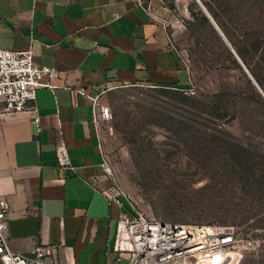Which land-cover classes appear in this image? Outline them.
<instances>
[{"label": "crops", "instance_id": "obj_1", "mask_svg": "<svg viewBox=\"0 0 264 264\" xmlns=\"http://www.w3.org/2000/svg\"><path fill=\"white\" fill-rule=\"evenodd\" d=\"M206 4L0 0V45L31 47L37 63L59 68L57 77L47 78L55 86L37 91L39 123L28 111L0 113V192L10 202L8 234L15 251L59 243L63 264L128 263L129 252L116 244L120 216L130 201L123 194L122 203L113 201L118 190L100 168L102 131L92 119L90 94L109 83L186 88L191 68L169 42L193 56V42L202 38L192 21L203 16L219 29ZM61 138L76 170L56 166L55 145Z\"/></svg>", "mask_w": 264, "mask_h": 264}, {"label": "rangeland", "instance_id": "obj_2", "mask_svg": "<svg viewBox=\"0 0 264 264\" xmlns=\"http://www.w3.org/2000/svg\"><path fill=\"white\" fill-rule=\"evenodd\" d=\"M204 1L219 29L192 21L202 38L193 56L175 42L190 58L186 88L109 83L93 92L113 113L102 143L136 209L232 225L241 256L230 264H264V0Z\"/></svg>", "mask_w": 264, "mask_h": 264}, {"label": "built area", "instance_id": "obj_3", "mask_svg": "<svg viewBox=\"0 0 264 264\" xmlns=\"http://www.w3.org/2000/svg\"><path fill=\"white\" fill-rule=\"evenodd\" d=\"M169 46L176 50V44L170 40ZM185 66L190 68V58L185 52L177 50ZM59 68L55 65L39 64L35 61V52L29 47L13 49L0 45V113L28 111L38 123L40 116L37 108V91L40 87L55 85L47 78L57 77ZM84 93V91H82ZM92 119L96 123L112 118L110 106L99 104L92 94ZM103 154L100 168L117 188L112 198L122 203L124 190L115 180V172L106 154L103 143H99ZM55 160L61 170H76L65 139L55 145ZM10 202L0 192V264H63L59 259V243L38 244L27 252L15 251L8 234ZM121 227L127 230L126 241H118V250L130 254L127 264H230L232 258L241 256L236 249L234 226L223 223L187 224L171 220L151 218L145 212L136 209L130 202V208L120 216L118 234ZM216 254L220 257L217 258ZM99 264H109L102 261Z\"/></svg>", "mask_w": 264, "mask_h": 264}, {"label": "bare ground", "instance_id": "obj_4", "mask_svg": "<svg viewBox=\"0 0 264 264\" xmlns=\"http://www.w3.org/2000/svg\"><path fill=\"white\" fill-rule=\"evenodd\" d=\"M127 233H128L127 230L124 227H121L120 233H119V241H120V243L126 241V238L128 237ZM216 257L219 258L220 255L216 254ZM198 264H202V261H199Z\"/></svg>", "mask_w": 264, "mask_h": 264}]
</instances>
